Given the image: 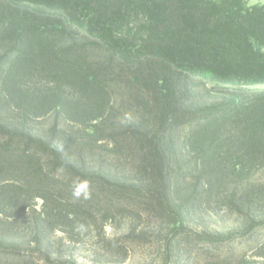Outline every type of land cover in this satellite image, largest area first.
I'll list each match as a JSON object with an SVG mask.
<instances>
[{
    "label": "trees",
    "instance_id": "16d2710c",
    "mask_svg": "<svg viewBox=\"0 0 264 264\" xmlns=\"http://www.w3.org/2000/svg\"><path fill=\"white\" fill-rule=\"evenodd\" d=\"M88 237L264 264V0H0V264Z\"/></svg>",
    "mask_w": 264,
    "mask_h": 264
},
{
    "label": "rangeland",
    "instance_id": "374dc122",
    "mask_svg": "<svg viewBox=\"0 0 264 264\" xmlns=\"http://www.w3.org/2000/svg\"><path fill=\"white\" fill-rule=\"evenodd\" d=\"M212 218V227L223 228V226L226 223H230L231 219L233 220L234 217L221 211L214 216L212 215ZM204 219L205 221L209 220L208 213L204 214ZM131 220V217H121L117 221L115 228H107L108 235L121 237V243L123 245L131 242L132 238H125ZM156 223L157 221L155 219L149 221L143 218L139 221L138 229L141 230L144 227H147V231L152 233L151 236L155 237L154 231ZM87 240L88 241L85 245L76 247V254L78 255L81 264H162L161 257L155 249V241L146 243V245L143 246L134 244L130 248L128 255L122 257L121 255L112 256L110 251L103 247V242L96 237H88ZM218 256L219 253L217 252H214L211 255L203 252L197 257V262L195 264H226L221 262Z\"/></svg>",
    "mask_w": 264,
    "mask_h": 264
}]
</instances>
